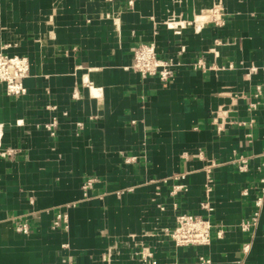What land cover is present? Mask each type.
Here are the masks:
<instances>
[{
    "label": "crops",
    "instance_id": "obj_1",
    "mask_svg": "<svg viewBox=\"0 0 264 264\" xmlns=\"http://www.w3.org/2000/svg\"><path fill=\"white\" fill-rule=\"evenodd\" d=\"M218 1L0 0V52L30 63L25 94L0 83V264H264V202L242 228L262 185L264 0H221L216 23ZM147 42L175 63L166 84L131 68ZM179 213L209 218L211 243L163 235Z\"/></svg>",
    "mask_w": 264,
    "mask_h": 264
},
{
    "label": "built area",
    "instance_id": "obj_2",
    "mask_svg": "<svg viewBox=\"0 0 264 264\" xmlns=\"http://www.w3.org/2000/svg\"><path fill=\"white\" fill-rule=\"evenodd\" d=\"M223 6L221 0L214 4L210 9L209 18L216 23H219L223 19ZM177 16L172 15L169 22L166 24L169 27H174L179 23H175ZM175 63L172 59L161 58L157 54L156 45L154 42L139 43L133 48V60L131 68L138 72L143 78L149 76H157L163 84L168 83L174 75ZM195 68H205V63L199 60L194 64ZM30 63L29 59L23 55H9L0 52V83L4 85L5 92L11 96L23 95L26 93V87L24 85V79L29 75ZM250 70H256V67H251ZM255 96L261 95V86L257 85ZM253 105V103H251ZM222 112V113H221ZM227 110H220L217 113V117H221V114L227 115ZM223 119V118H221ZM12 151H7L5 154H11ZM262 162L261 169L262 174L260 181L261 187L258 189L257 196L254 200V210L251 214L250 220L242 222L243 230H249V228L257 222L260 210L264 202V150L261 152ZM248 157L240 155L234 160L238 169L243 172L247 170ZM216 163L211 160L204 168L206 171L205 192L207 199L203 202V207L209 208L208 198L213 187V176L211 174L213 167ZM186 172L173 175L174 179H184ZM96 181L95 177H88L83 184L84 195H88V191L93 187ZM185 189V185L182 183L175 184L172 192L177 193ZM247 189L243 190V194H247ZM211 209V208H209ZM176 224L173 228H163L161 231L163 235L171 238L177 246H189V245H208L212 241V229L213 225L209 218L195 215L191 213H179L175 217ZM68 218L67 214L59 213L52 221L53 229L67 228ZM15 228L18 232L23 234H29L31 232L30 223L26 219H19L15 223ZM216 235L222 237L224 235L223 229H217ZM249 244L245 243L243 251H248ZM142 257H152V252L148 247L142 250ZM147 264H157L156 261ZM200 264H210V259L200 257ZM243 264V263H241Z\"/></svg>",
    "mask_w": 264,
    "mask_h": 264
}]
</instances>
